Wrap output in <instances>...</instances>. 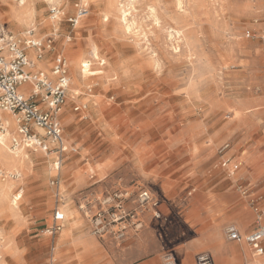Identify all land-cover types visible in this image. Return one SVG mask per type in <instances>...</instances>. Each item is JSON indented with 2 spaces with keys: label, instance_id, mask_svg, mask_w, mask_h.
I'll return each mask as SVG.
<instances>
[{
  "label": "rangeland",
  "instance_id": "obj_1",
  "mask_svg": "<svg viewBox=\"0 0 264 264\" xmlns=\"http://www.w3.org/2000/svg\"><path fill=\"white\" fill-rule=\"evenodd\" d=\"M19 1L0 0L2 29L23 44L53 39L39 60L50 76L56 56L69 64L60 115L68 149L60 186L55 151L25 149L23 169L0 151V264H135L151 255L167 264L201 222L224 217L225 239L234 224L250 249L245 236L262 223L250 200L264 198V0H62L59 19L37 0L30 25L15 14ZM79 7L88 15L73 26ZM89 59V76L73 84ZM226 143L225 158L240 165L232 175L221 166ZM143 190L160 218L141 207ZM57 211L65 220L53 233Z\"/></svg>",
  "mask_w": 264,
  "mask_h": 264
},
{
  "label": "built area",
  "instance_id": "obj_2",
  "mask_svg": "<svg viewBox=\"0 0 264 264\" xmlns=\"http://www.w3.org/2000/svg\"><path fill=\"white\" fill-rule=\"evenodd\" d=\"M51 12L52 18H60L59 8L54 7ZM87 15L88 10L79 7L76 16L70 17L69 22L76 26L80 19ZM53 46V39L44 42L29 38L23 44L20 40L8 35L0 25V134L5 133L9 128L7 115H11L16 125V132L11 138V146L14 150L32 149L45 153L55 151L58 154V161L55 163L58 173L54 176L52 185L58 186L62 157L67 151L60 115L67 102L70 87L69 64L65 57L56 56L50 76L43 69L31 68L29 58V51L33 49L37 60H43L45 52L52 51ZM25 86H28V90L21 91ZM88 106V102L77 104L74 106V111L85 112ZM229 150V143L222 146L221 153L224 158L221 160V166L232 175L240 169V165L225 158L224 153ZM242 192L243 195H248L247 188ZM57 197L59 198V193ZM251 198L250 202L255 207L258 220L262 223L255 231L245 236V241L253 249L254 256L261 257L264 255V198L262 196ZM139 203L145 210L151 207L154 215L157 218L161 217L157 210L159 203L150 191L140 192ZM64 220V214L57 211L53 233L61 230L60 223ZM224 232L230 242H241L243 239L241 231L234 224L227 225ZM167 259V264H177L174 254L169 255ZM196 262L197 264H214L209 252L200 253Z\"/></svg>",
  "mask_w": 264,
  "mask_h": 264
},
{
  "label": "crops",
  "instance_id": "obj_3",
  "mask_svg": "<svg viewBox=\"0 0 264 264\" xmlns=\"http://www.w3.org/2000/svg\"><path fill=\"white\" fill-rule=\"evenodd\" d=\"M242 205L246 208L242 202L237 204L236 208ZM249 218L251 222V216ZM227 220L228 217H224L218 222H213L212 219H209L207 224L201 222L202 231L199 236L194 241L185 244L181 253H174L179 259V264H197V256L202 252H209L214 264H260L264 262V255L256 258L251 247L249 249L245 244L225 239L222 226ZM239 228L243 230L242 227ZM135 264H163V262L159 255H151Z\"/></svg>",
  "mask_w": 264,
  "mask_h": 264
},
{
  "label": "bare ground",
  "instance_id": "obj_4",
  "mask_svg": "<svg viewBox=\"0 0 264 264\" xmlns=\"http://www.w3.org/2000/svg\"><path fill=\"white\" fill-rule=\"evenodd\" d=\"M21 1V0H20ZM19 1V2H20ZM37 0H22L18 7H14V12L15 14L18 15V17L21 18V20L25 19L26 23H28L30 25V23L33 21V15H34V6H35V2ZM46 1L49 5L51 6H60L62 4V0H44ZM86 0H84L85 2ZM130 1L131 3H133L134 0H128ZM83 4H86L84 3ZM181 2V1H180ZM129 4V3H128ZM86 6V5H85ZM120 8V7H119ZM36 9V7H35ZM123 10V6L122 8H120V12ZM123 12V11H122ZM13 13V14H14ZM126 12L124 11V14ZM16 15V17H17ZM130 15V14H128ZM127 14L124 15V20L126 21V29L130 32L133 31L134 27L135 26L133 22L130 23V19L127 18L128 16ZM121 16V14H120ZM18 18V19H20ZM52 19H55V18H52ZM121 20V19H120ZM132 21V20H131ZM35 22V21H34ZM54 23V26L56 27L57 23L56 21L53 22ZM25 24V23H24ZM33 24V23H31ZM6 32V31H5ZM136 32V31H134ZM30 34V33H29ZM94 47V45L92 46ZM70 48V47H69ZM91 54V57L94 58L95 60L98 58V53L95 52V50H92V52L90 53ZM99 60V59H98ZM30 63H31V68L33 69H36L37 67L39 69H44L45 68V62H42V61H39L37 60L34 56L31 57V60H30ZM93 64V61L92 60H87L85 62H82L80 67L78 68V71H77V75H76V79L75 81H73V84L81 81V80H84L86 79L88 76H89V72L91 71L90 67H92L91 65ZM94 74V73H93ZM89 79V78H88ZM78 84V83H77ZM74 86V85H73ZM72 87V86H71ZM75 88L72 87V91L74 90ZM21 91H25L24 88L21 89ZM75 95H78L79 94V90L75 89ZM10 117L13 119V117L10 115ZM14 120V119H13ZM7 123L8 125H10V128L7 129V131L5 133H1L0 134V151H1V155L4 159V161L6 162V164H8L7 166L11 167V168H16V169H23L25 167H28V164L30 163L31 161V158L28 154H26V150L25 149H19V150H14L11 148V138L12 136L15 134V132L13 131V127L11 125V122L9 121V119H7ZM68 149V148H67ZM20 173V172H19ZM18 175V174H17ZM16 175V176H17ZM19 178V177H18ZM9 185V183L7 184ZM12 185V183H11ZM60 186V185H59ZM3 189H4V186H2ZM6 191V189H5ZM8 191V190H7ZM11 191V190H10ZM8 195V194H7ZM1 198V197H0ZM3 201V200H2ZM14 203L16 201V199L13 200ZM11 201V203L13 202ZM17 204V203H16ZM64 212V217H65V211H62ZM243 213V212H242ZM241 213V214H242ZM250 216H248V218L246 217H241V222L243 223V225L245 224V222H248L250 220L249 218ZM257 258V257H256ZM167 257H166V262H167ZM262 264V262L260 263Z\"/></svg>",
  "mask_w": 264,
  "mask_h": 264
}]
</instances>
